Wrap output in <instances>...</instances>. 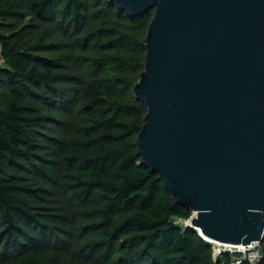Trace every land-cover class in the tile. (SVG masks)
<instances>
[{
	"label": "trees",
	"instance_id": "trees-1",
	"mask_svg": "<svg viewBox=\"0 0 264 264\" xmlns=\"http://www.w3.org/2000/svg\"><path fill=\"white\" fill-rule=\"evenodd\" d=\"M25 3L40 22L60 18L71 37L92 21L91 0H0V264H61L71 214L98 231L84 247L103 264H230L231 255L215 259L197 231L176 223L192 211L138 153L147 108L134 96L146 62V36L137 34L148 32L154 9L133 18L107 1L94 44L79 37V49L96 55L84 81L44 55L54 45L6 34ZM57 188L73 213L55 204ZM261 252L258 264L264 239Z\"/></svg>",
	"mask_w": 264,
	"mask_h": 264
},
{
	"label": "water",
	"instance_id": "water-1",
	"mask_svg": "<svg viewBox=\"0 0 264 264\" xmlns=\"http://www.w3.org/2000/svg\"><path fill=\"white\" fill-rule=\"evenodd\" d=\"M154 9L134 96L147 108L143 164L204 238L264 239V0H107ZM3 62L0 46V70Z\"/></svg>",
	"mask_w": 264,
	"mask_h": 264
},
{
	"label": "rangeland",
	"instance_id": "rangeland-1",
	"mask_svg": "<svg viewBox=\"0 0 264 264\" xmlns=\"http://www.w3.org/2000/svg\"><path fill=\"white\" fill-rule=\"evenodd\" d=\"M92 2V16L91 24L87 30L82 34V38H90L92 44L96 41V31L97 29L104 26L102 23L103 16L105 17V5L107 0H91ZM23 16L16 17L9 20V30L6 34L21 36L25 44L37 45L42 42L44 45L52 44L54 45L53 50L45 52L44 55L53 59H62L66 64V70L60 72V74L67 75L69 78L78 77L81 80H89V71L91 69L92 57H95V53L84 52L79 49V37H71L70 29L66 32L64 28L61 27L60 18L57 21L40 22L36 20L28 9L25 3L22 8ZM117 20V19H115ZM116 21L112 19L108 26H114ZM106 25V24H105ZM146 29L137 34L139 40H143L146 36ZM94 50V49H92ZM95 52V51H94ZM3 66V62H2ZM1 66V67H2ZM74 85L73 87H77ZM4 91L3 86H0V103H2V93ZM57 195L55 196L56 205L66 206L71 213H73L75 207L74 203L69 194L64 193L61 188H57ZM72 215V231L73 238L70 242L65 243V248L62 250L63 258L61 264H103L96 256L90 255L87 249L84 247L89 241L97 240L98 231L94 230L91 226V222L83 220ZM176 223L180 226L186 227V221L176 219ZM89 225V226H87Z\"/></svg>",
	"mask_w": 264,
	"mask_h": 264
},
{
	"label": "built area",
	"instance_id": "built-area-1",
	"mask_svg": "<svg viewBox=\"0 0 264 264\" xmlns=\"http://www.w3.org/2000/svg\"><path fill=\"white\" fill-rule=\"evenodd\" d=\"M194 216L195 214L193 213L192 217ZM201 237L213 246L215 259L221 257L223 254L231 255L232 260L230 264H243L245 261H248L251 264H258L262 259L261 243H255L251 246L241 245V247H233L216 243L203 236Z\"/></svg>",
	"mask_w": 264,
	"mask_h": 264
}]
</instances>
